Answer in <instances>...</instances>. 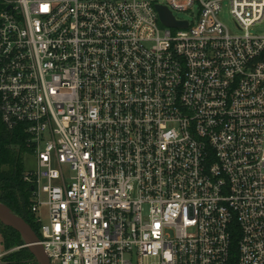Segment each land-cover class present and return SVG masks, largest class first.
<instances>
[{"label":"built area","instance_id":"2783aa9c","mask_svg":"<svg viewBox=\"0 0 264 264\" xmlns=\"http://www.w3.org/2000/svg\"><path fill=\"white\" fill-rule=\"evenodd\" d=\"M224 1L0 0V116L51 264H230L235 235L264 264V0H230L240 35Z\"/></svg>","mask_w":264,"mask_h":264},{"label":"trees","instance_id":"16d2710c","mask_svg":"<svg viewBox=\"0 0 264 264\" xmlns=\"http://www.w3.org/2000/svg\"><path fill=\"white\" fill-rule=\"evenodd\" d=\"M25 140L22 128L9 130L0 116V203L25 220L41 238L40 225L30 209L32 185L24 181V155L29 153ZM0 233L6 251L20 248L3 257L0 264H39L34 253L24 247L18 232L0 222ZM230 264H238L237 235L232 245Z\"/></svg>","mask_w":264,"mask_h":264},{"label":"water","instance_id":"95a60500","mask_svg":"<svg viewBox=\"0 0 264 264\" xmlns=\"http://www.w3.org/2000/svg\"><path fill=\"white\" fill-rule=\"evenodd\" d=\"M156 8L163 26L168 28L182 29L188 27L187 22L177 21L172 12L166 6L157 5ZM0 222L14 229L21 235L25 243L24 247L29 248L34 253L39 264H51V261L41 243V239L33 230V228L28 223H26L25 220L13 213L8 207L1 203Z\"/></svg>","mask_w":264,"mask_h":264},{"label":"rangeland","instance_id":"374dc122","mask_svg":"<svg viewBox=\"0 0 264 264\" xmlns=\"http://www.w3.org/2000/svg\"><path fill=\"white\" fill-rule=\"evenodd\" d=\"M161 4H166L167 0H158ZM198 6L194 8V12L197 13ZM175 16L182 20H192L191 12H175ZM219 19L221 22L228 28L232 35H240L242 32L238 29L235 20L231 14V3L230 0H225L222 4V10L219 15ZM250 33L255 36H264V21L261 23L253 26L250 30ZM18 147H16L17 149ZM24 162H25V171H31L36 168V159L34 155L30 152L24 155ZM2 204V203H1ZM45 221L48 220L46 212H45ZM20 250V248L12 249L11 251H6L3 245V237L0 233V263L3 257L8 256L11 253Z\"/></svg>","mask_w":264,"mask_h":264}]
</instances>
